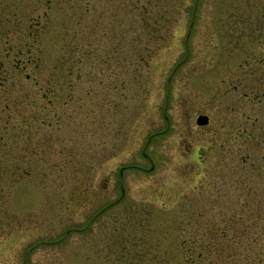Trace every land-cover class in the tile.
Instances as JSON below:
<instances>
[{"label":"rangeland","instance_id":"rangeland-1","mask_svg":"<svg viewBox=\"0 0 264 264\" xmlns=\"http://www.w3.org/2000/svg\"><path fill=\"white\" fill-rule=\"evenodd\" d=\"M241 221L264 0H0V264H197Z\"/></svg>","mask_w":264,"mask_h":264},{"label":"trees","instance_id":"trees-1","mask_svg":"<svg viewBox=\"0 0 264 264\" xmlns=\"http://www.w3.org/2000/svg\"><path fill=\"white\" fill-rule=\"evenodd\" d=\"M124 50V49H123ZM122 48L119 51H122ZM128 55L131 53V49L124 50ZM133 51L137 53V61L141 65L149 66L151 62V55L153 52L142 53L139 48H134ZM115 52L113 51V58ZM123 61V58H122ZM128 70L135 71L133 69L134 64L132 63L130 57L125 59ZM135 73V72H134ZM132 73V74H134ZM129 83V80H128ZM130 90V85H128ZM231 220H233L231 218ZM226 232L224 237L220 238L221 242L215 240L214 246L209 248L208 252L202 257L197 259H203L202 262H197V264H264V238L260 234H255L257 231V226L252 227L246 221L237 222L236 226L230 224L226 227ZM264 233V226H263ZM230 235V237L226 236ZM205 257V258H204ZM194 259V258H193ZM192 259V264H195Z\"/></svg>","mask_w":264,"mask_h":264},{"label":"water","instance_id":"water-1","mask_svg":"<svg viewBox=\"0 0 264 264\" xmlns=\"http://www.w3.org/2000/svg\"><path fill=\"white\" fill-rule=\"evenodd\" d=\"M196 122L199 126H205L209 123V117L207 115H199Z\"/></svg>","mask_w":264,"mask_h":264}]
</instances>
